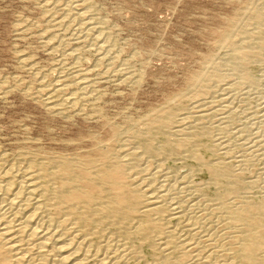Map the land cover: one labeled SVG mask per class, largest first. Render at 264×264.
<instances>
[{
	"label": "rangeland",
	"instance_id": "rangeland-1",
	"mask_svg": "<svg viewBox=\"0 0 264 264\" xmlns=\"http://www.w3.org/2000/svg\"><path fill=\"white\" fill-rule=\"evenodd\" d=\"M53 1L61 7L45 10L40 0H0V79L4 78L2 81L10 88L0 96V164L28 154L74 157L89 153L101 142L117 154L135 146L144 149V142L132 138L131 132L143 130L148 120L168 109L177 112L178 118L191 121L189 134L195 137L192 147L201 163L228 162L240 153L246 163L242 165L241 180H258L256 189L245 191H259L264 184L260 183L264 177V50L260 54L263 57L251 55L247 67L240 72L229 70L230 73V51L221 45V37L237 40L240 36L237 43L241 38L247 41L235 26L234 22L240 20L243 28L252 31L250 41L262 40L263 35L254 25H247L245 18L247 9L255 6L264 16V0H90L87 19L94 20L105 35L103 41L109 49L104 51L97 48L94 33L82 31L81 22L89 19L78 17L74 0ZM60 18L65 22L57 25ZM23 59L26 63H22ZM218 63L227 78L219 83L209 82L206 93L193 97L189 92L192 75ZM128 73L135 76L133 81H127ZM244 73H248L252 83L245 80ZM82 77L91 83L90 94L100 98L92 102L93 106L96 104L94 108L91 102H79V112L65 107L61 115L42 104L40 92L62 81L67 90L55 97L58 101L66 94L78 95L80 90L75 83ZM194 99L212 103L218 107V115L196 119ZM113 128L118 130L119 139L112 138ZM195 132L199 135L195 136ZM156 135L157 145L163 137L159 132ZM221 139L227 147L219 146ZM256 142L261 145L254 146ZM145 156L142 160L148 158L147 163L142 161L141 165L150 167L157 162ZM190 157L173 154L163 160L158 158L163 162V171L168 169L169 174L159 179L165 178L167 186L191 179L192 199L215 198L220 183L212 178L210 182L207 167Z\"/></svg>",
	"mask_w": 264,
	"mask_h": 264
},
{
	"label": "bare ground",
	"instance_id": "bare-ground-1",
	"mask_svg": "<svg viewBox=\"0 0 264 264\" xmlns=\"http://www.w3.org/2000/svg\"><path fill=\"white\" fill-rule=\"evenodd\" d=\"M40 2L45 10L61 7L53 0ZM89 2L90 0L73 2L78 9V17L82 20L89 19L87 15L90 13L87 14L86 10L90 7ZM245 20L247 25L257 28L263 39L258 42L250 41L252 31L249 27L248 30L243 28L240 20L235 21L238 33L246 35L244 39L248 40L241 38L238 41L240 43H237L239 35L237 40L221 37V45L229 47L230 51V69L223 63L228 72H240L247 67L251 55L261 57L264 54L260 55L264 50V16L260 7L248 8ZM64 22V18L56 21L57 25ZM81 23L82 31L85 29L87 33H94L97 48L104 51L105 35L102 36L96 22L89 19L87 23ZM22 63H26V60L23 59ZM219 64H211L208 69L192 75L189 92L193 97L206 93L204 91L209 82L219 83L227 78V74L219 70ZM244 78L250 81L248 73H244ZM126 79L133 81L135 76L128 73ZM2 80L0 79V96L10 90L4 83L5 80ZM76 80L75 85L80 90L78 95L66 94L58 101L55 97L67 90L62 81L50 90L40 92L42 104L63 115L65 107L79 112V102H98L100 98L89 92L91 83L83 77ZM205 101H193V113L198 120L217 116L219 113L218 107L211 105L212 103L208 105ZM220 101L227 102L226 99ZM95 105L91 106L94 108ZM176 113L166 109L148 120L141 132L130 130L132 138L144 142V149L135 146L117 154L110 152L108 146L101 145V142L89 153L74 157L64 155L60 158H45L28 154L26 157L21 155L1 162L0 264H264V177L259 191L249 193L245 189L252 190L257 186L258 180L245 182V179V183L241 180L244 168L242 165L245 163L242 154H234L236 158H229L228 162L201 163L192 147L195 137L189 134L191 121L187 117L178 118ZM112 131V138L120 136L118 130L113 128ZM157 132L162 134L163 139L156 145L154 142ZM197 135L199 134L196 133L195 136ZM225 144L221 139L219 146L225 148ZM260 145L258 142L254 144ZM173 154L187 158L191 156L200 165L207 167L211 176L209 181L212 178L220 183V190L215 198L204 199L201 194L203 199H192L190 193L193 192L190 189L193 186L189 184L191 179L174 186H167L163 182L166 181L165 178L159 179L169 174L166 173L167 168L163 171V166L160 165L162 161L158 158L163 160ZM250 154L252 153L248 155ZM145 155L156 159L153 167L152 163L150 167L140 164ZM146 161L143 162L147 163Z\"/></svg>",
	"mask_w": 264,
	"mask_h": 264
}]
</instances>
